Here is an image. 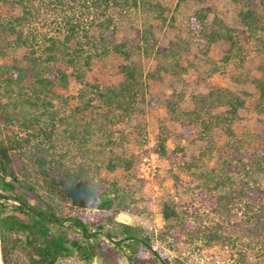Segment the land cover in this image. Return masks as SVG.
<instances>
[{
  "label": "trees",
  "instance_id": "obj_1",
  "mask_svg": "<svg viewBox=\"0 0 264 264\" xmlns=\"http://www.w3.org/2000/svg\"><path fill=\"white\" fill-rule=\"evenodd\" d=\"M238 1V0H235ZM18 9L0 12L1 50L22 49L23 62L0 65V237L4 264L11 234L24 252L25 264H105L111 253L124 252L130 264H181L172 244L220 243L230 248L232 264H264V125L253 144L234 125L245 100L231 90L211 87L192 95L193 108L180 112L185 129L196 132L199 154L182 161L192 182L176 177L177 188L191 196L163 204L164 226L157 235L122 224L116 238L106 223L125 207L117 183L101 170L129 171L133 162L115 152L122 145L117 125H132L148 95L144 70L135 59L141 46L119 42L124 18L144 0H0ZM153 10L161 9L152 5ZM159 16L163 14L159 10ZM253 35L264 31V18L253 9L242 13ZM197 13L194 31L208 44L232 39L221 23ZM145 37L151 34L144 32ZM236 46H233V48ZM264 53V41L261 49ZM162 47L160 54H169ZM118 58L121 76L110 83L86 81L97 60ZM224 61H229L226 56ZM65 66V67H63ZM71 69V73L69 70ZM71 75L82 85L79 105L56 108V87L66 88ZM264 107V77L255 79ZM171 114L175 105L168 102ZM217 132L227 139L219 143ZM164 133V131H163ZM167 137L155 150L167 158ZM107 154L111 156L107 159ZM16 203L10 206L7 202ZM94 202L99 217L66 216L63 204ZM112 243V245H111Z\"/></svg>",
  "mask_w": 264,
  "mask_h": 264
},
{
  "label": "rangeland",
  "instance_id": "obj_2",
  "mask_svg": "<svg viewBox=\"0 0 264 264\" xmlns=\"http://www.w3.org/2000/svg\"><path fill=\"white\" fill-rule=\"evenodd\" d=\"M152 5H160L153 10L145 4L124 18L118 35L119 42H128L132 46H141L135 59L144 70L148 85V95L142 114L136 116L132 125H117L122 132V145L114 150L117 154L131 160L129 171L118 168L101 170L102 176L117 183L125 196V207L106 223V228L116 238L122 237V224L141 227L150 235H157L164 226L163 204L175 197L179 202H188L191 196L177 188L176 177L189 183L191 177L182 170V161L199 154L200 142L196 132L185 129L181 123L180 112L194 106L192 95L206 93L211 87H223L240 95L245 106L240 109L239 119L234 125L237 134L242 135L254 145L259 142L257 134L264 125V107L258 104L260 91L255 79L264 77V53L262 42L264 31L251 33L242 20V13L253 9L264 18V0H144ZM0 12L4 16L18 13L17 8L0 3ZM197 13L207 14L208 23H221L233 35L213 44L194 31L192 20ZM151 34L145 37V31ZM233 46H236V48ZM167 47L169 54H160L159 49ZM22 49L1 50L0 65L23 62ZM229 61H224L225 57ZM118 58L99 59L94 69L87 73L86 81L95 83L115 82L120 79L116 65ZM65 67V66H63ZM71 73V69L69 70ZM82 85L71 75L66 88L56 87L54 98L58 110L70 113L79 105V91ZM168 102L175 105L176 113L169 111ZM1 129V128H0ZM164 131V133H163ZM167 137L169 148L167 158L156 152L159 137ZM219 143L227 137L217 132ZM107 154V159L110 157ZM192 182L191 186H194ZM10 206L16 203L7 202ZM66 216L81 215L96 221L99 212L96 204L85 206L63 204ZM6 244L8 258L13 264H25L24 252L19 237L10 235ZM112 245V243H111ZM171 256L177 257L181 264H232L230 248L220 243L192 242L183 237L172 244ZM0 264H4L0 237ZM63 264H80L72 260ZM105 264H130L124 252L111 253Z\"/></svg>",
  "mask_w": 264,
  "mask_h": 264
}]
</instances>
